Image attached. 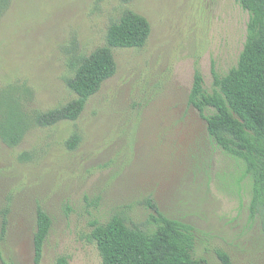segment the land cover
<instances>
[{"label":"rangeland","instance_id":"obj_1","mask_svg":"<svg viewBox=\"0 0 264 264\" xmlns=\"http://www.w3.org/2000/svg\"><path fill=\"white\" fill-rule=\"evenodd\" d=\"M127 10L150 35L140 49H111L116 73L79 118L33 125L14 147L0 140V264H33L38 208L51 220L40 264H100L92 223L119 215L146 229L147 200L192 227L194 258L220 264L221 251L233 264H264L249 179L188 104L195 70L210 92L212 70L223 76L237 63L249 15L235 0H10L0 10V88L31 111L65 105L72 64L104 46Z\"/></svg>","mask_w":264,"mask_h":264},{"label":"trees","instance_id":"obj_2","mask_svg":"<svg viewBox=\"0 0 264 264\" xmlns=\"http://www.w3.org/2000/svg\"><path fill=\"white\" fill-rule=\"evenodd\" d=\"M9 1L0 0L1 12L5 5L8 8ZM235 1L249 15L237 63L223 76L212 70L210 92L204 89L203 78L195 70L188 104L205 121L207 136L213 144L242 165L251 188L249 215L259 216L264 238V0ZM149 35L150 25L144 17L124 11L109 25L106 44L72 64L73 76L66 80V86L75 98L59 108L42 113L31 111L13 88H0V140L14 147L33 125L46 128L76 121L87 101L116 73L111 49H140ZM78 143L79 137L74 134L66 141V147L72 150ZM146 204L153 211L146 229L127 225L119 215L102 224L92 223L88 240L96 246L100 264H210L192 256L194 236L190 225L165 217L151 200ZM50 226V217L38 208L33 264H40ZM5 234L3 218L0 242ZM217 256L220 264H233L225 252L220 251ZM56 264L67 262L58 258Z\"/></svg>","mask_w":264,"mask_h":264}]
</instances>
